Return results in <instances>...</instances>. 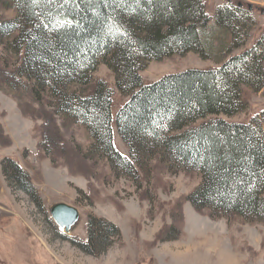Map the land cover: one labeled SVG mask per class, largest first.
<instances>
[{"label":"trees","instance_id":"1","mask_svg":"<svg viewBox=\"0 0 264 264\" xmlns=\"http://www.w3.org/2000/svg\"><path fill=\"white\" fill-rule=\"evenodd\" d=\"M226 4L217 9L216 22L237 35L239 16L254 9L234 0ZM9 8L16 17L0 18V47L17 61H0V90L17 99L23 112L31 105L50 108L39 149L53 162L60 151H73L61 136L58 117L90 134L93 143L81 162L103 158L113 174L138 182L158 157L171 172L201 176L186 197L197 210L264 223V111L248 122L225 119L248 109V93L264 90V32L219 67L188 69L147 83L140 75L146 62L190 52L204 56L200 30L212 17L203 0H0V10ZM101 64L128 98L116 126L130 157L114 144L112 90L93 79ZM2 166L9 183L46 214L28 172L10 158ZM85 228L86 239L69 240L94 257L122 236L114 222L92 214ZM55 229L59 238H67Z\"/></svg>","mask_w":264,"mask_h":264},{"label":"rangeland","instance_id":"2","mask_svg":"<svg viewBox=\"0 0 264 264\" xmlns=\"http://www.w3.org/2000/svg\"><path fill=\"white\" fill-rule=\"evenodd\" d=\"M203 1L212 17L209 25L200 30L204 56L190 52L146 62L140 70L145 82H156L188 69L219 67L253 46L264 32V0H234L254 9L251 15L239 16L235 23L237 35L216 22L217 9L226 6L228 0ZM1 17L15 18L16 11L1 9ZM4 58L11 64L17 61L0 47L1 63ZM93 79L104 80L112 90L114 144L120 153L130 157L116 126V116L128 98L116 86L115 75L107 65L101 64ZM0 97L8 99L0 102V134L5 136L0 139V264H264V223L238 217L214 218L210 211H199L186 201L202 182L199 174L171 172L156 157L134 182L113 174L103 158L81 162L93 143L90 134L83 126L64 123L58 117L54 120L61 136L73 151H60L53 162L39 149L43 120L50 108L31 105L23 112L17 99L1 90ZM248 98L245 112L225 119L248 122L261 116L264 90L248 93ZM7 158L28 172L46 214L9 183L2 166ZM55 202L78 207L83 214L76 231L70 236L64 233L66 239L58 237L55 228H59L47 210ZM89 214L114 222L122 234L98 257L85 254L69 240L87 238ZM171 227L174 229L168 234L174 238L162 240L160 235L168 237L164 233Z\"/></svg>","mask_w":264,"mask_h":264},{"label":"water","instance_id":"3","mask_svg":"<svg viewBox=\"0 0 264 264\" xmlns=\"http://www.w3.org/2000/svg\"><path fill=\"white\" fill-rule=\"evenodd\" d=\"M47 210L59 230L69 236L83 221V214L79 208L66 202H55L49 205Z\"/></svg>","mask_w":264,"mask_h":264},{"label":"crops","instance_id":"4","mask_svg":"<svg viewBox=\"0 0 264 264\" xmlns=\"http://www.w3.org/2000/svg\"><path fill=\"white\" fill-rule=\"evenodd\" d=\"M1 101L0 102H3V101H7L8 99H6L5 97H0ZM14 106H16V104L13 102ZM17 108V107H16Z\"/></svg>","mask_w":264,"mask_h":264},{"label":"bare ground","instance_id":"5","mask_svg":"<svg viewBox=\"0 0 264 264\" xmlns=\"http://www.w3.org/2000/svg\"><path fill=\"white\" fill-rule=\"evenodd\" d=\"M227 259H228V257H227ZM223 261H224V259H223ZM221 262V261H220ZM227 263V262H226ZM223 264V263H222Z\"/></svg>","mask_w":264,"mask_h":264}]
</instances>
